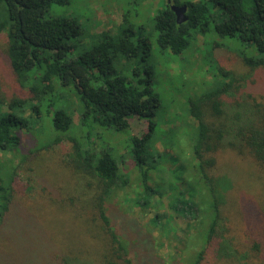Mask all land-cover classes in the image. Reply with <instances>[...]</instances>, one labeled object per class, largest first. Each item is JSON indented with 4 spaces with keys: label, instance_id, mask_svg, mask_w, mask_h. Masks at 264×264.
I'll return each mask as SVG.
<instances>
[{
    "label": "trees",
    "instance_id": "trees-1",
    "mask_svg": "<svg viewBox=\"0 0 264 264\" xmlns=\"http://www.w3.org/2000/svg\"><path fill=\"white\" fill-rule=\"evenodd\" d=\"M249 1L172 0L188 7V21L178 24L166 0L152 15L148 35L143 33L146 27L135 26L131 13L125 11L114 35L93 34L90 46L75 55L73 40L82 35L81 26L72 16L50 15L54 0H0V37L6 34L10 66L20 86L30 92L28 98L0 99V157H4L0 172L9 170L8 185L0 183V228L14 212V184L29 158L21 147V134L37 142L30 152L65 143L69 145L67 157L72 171L97 182L99 192L94 201L118 260H107L106 264H133L128 242L112 226L106 202L117 192L124 194L137 186L127 208H122L131 213L134 207L146 211L157 206L160 202L156 197L162 200L164 195L160 186L151 185V173L159 170L157 163L162 156L168 155L178 164L176 155L159 152L153 140L160 100L150 83L152 39L159 52L178 56L189 48V35L195 40L202 36L207 50L204 67L212 66L224 80L187 101L186 113L196 121L190 143L192 163L178 164L182 172L179 186L184 189L179 195L183 198L172 205L177 217L186 218V231L195 228L197 240H189L194 232L180 237L177 228L172 231L169 224L171 220L175 223L176 217L166 212H154L149 225L166 231L168 241L176 239L182 247L186 245L185 251H191L184 254L183 248L170 254L168 264H179L180 260L202 264L212 246L217 247L219 258L234 257L237 253L223 234L229 179L214 174L215 153L228 148L246 155L257 167V176H264V100L258 102L251 94L238 98L244 80L219 64L214 66L213 61L215 50L225 47L221 40H229L237 51L242 49L238 54L251 72L264 69V0H255L253 6ZM211 37L216 39L211 42ZM116 61L126 66L144 64L145 76L139 68L130 74L118 73ZM74 112L80 118L77 132L71 134ZM137 118L148 121L142 135L133 132ZM109 129L133 132L122 152L113 143L98 144ZM132 172H136L137 182L132 181ZM161 238L162 234L160 246L164 245ZM52 251L46 258L51 264L76 263Z\"/></svg>",
    "mask_w": 264,
    "mask_h": 264
},
{
    "label": "rangeland",
    "instance_id": "rangeland-1",
    "mask_svg": "<svg viewBox=\"0 0 264 264\" xmlns=\"http://www.w3.org/2000/svg\"><path fill=\"white\" fill-rule=\"evenodd\" d=\"M54 1L50 15L72 16L81 26L82 35L73 40L76 55L90 46L93 34L107 32L114 35L125 11L131 13L135 26L146 27L143 33L148 35L146 31L151 28L152 15L166 0ZM254 3L255 0L249 1L250 6ZM187 39L189 48L178 56H172L169 51L159 52L152 39L153 54L149 62L153 67L151 87L160 100L153 140L156 139L159 152L176 155L178 160L175 162L179 165L192 163L190 143L196 121L186 113L189 107L187 101L205 94L224 80L212 66L204 67L207 50L203 37L197 36L195 40L189 35ZM214 39L211 37L210 41ZM221 44L225 47L215 50L213 63L244 80L237 97L251 94L258 102L264 100V69L251 72L238 54L242 53L240 47L237 51L229 40H221ZM6 48L7 36L3 34L0 37V99L28 98L30 92L18 83ZM114 66L120 74H130L139 68L145 76L144 64L126 66L122 61H116ZM79 118V114L74 112L71 134L77 132ZM137 119L140 121L134 122L133 132L142 135L147 130L148 121ZM133 132L118 133L109 129L98 144L110 142L122 152ZM21 147L29 158L14 184V212L0 228V264H51L46 258L51 257L52 250L75 260L74 264H106L107 260L118 262L111 238L100 219L97 201H94L96 191L99 192L97 182L72 171L67 157L69 145L63 143L41 152H30L28 150L37 147V142L22 133ZM215 157L214 174L229 179V191L223 208V234L237 254L229 259L219 258L217 247L212 246L202 264H264V176H257L258 169L250 158L231 149L225 148L215 153ZM170 159L172 157L168 155L162 156L157 163L159 170L151 173V185L160 186L164 195L162 200L156 197L160 202L157 206L146 211H140L137 207L131 213L125 211L122 205L127 208L129 197L136 194L137 186L124 194L117 192L119 195H113L106 202L111 224L117 234L128 242L133 264H168L170 254L182 252L183 248L184 254L190 251H185L186 245L182 247V243L176 239L168 241L166 231L149 225V219L156 211L176 217L175 223L171 220L169 225L172 231L177 228L178 236L194 232L189 240H197L195 228H187L186 231V218L177 217L173 209L172 205H178L183 198L179 191L184 189L179 186L182 183L179 165ZM0 160L4 161V157H0ZM124 171L127 172V169ZM8 172H0V183L5 186L9 183ZM261 172L264 173V169ZM189 178L192 179V176ZM131 179L137 182L136 172H132ZM161 234L162 246L159 240ZM189 248H192L191 245ZM196 249H199L198 245ZM179 264L184 263L180 260Z\"/></svg>",
    "mask_w": 264,
    "mask_h": 264
},
{
    "label": "water",
    "instance_id": "water-1",
    "mask_svg": "<svg viewBox=\"0 0 264 264\" xmlns=\"http://www.w3.org/2000/svg\"><path fill=\"white\" fill-rule=\"evenodd\" d=\"M168 3L170 4L171 10L174 12L176 16V21L178 24H182L188 21V16L186 14L188 7L186 5L178 6L172 3V0H168Z\"/></svg>",
    "mask_w": 264,
    "mask_h": 264
}]
</instances>
